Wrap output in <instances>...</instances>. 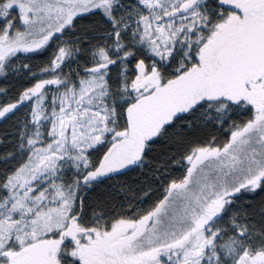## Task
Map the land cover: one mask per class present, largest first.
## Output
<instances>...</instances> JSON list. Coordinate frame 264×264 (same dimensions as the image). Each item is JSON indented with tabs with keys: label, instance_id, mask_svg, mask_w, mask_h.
<instances>
[{
	"label": "snow or ice",
	"instance_id": "1",
	"mask_svg": "<svg viewBox=\"0 0 264 264\" xmlns=\"http://www.w3.org/2000/svg\"><path fill=\"white\" fill-rule=\"evenodd\" d=\"M0 264H264V0H0Z\"/></svg>",
	"mask_w": 264,
	"mask_h": 264
}]
</instances>
